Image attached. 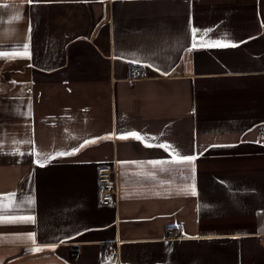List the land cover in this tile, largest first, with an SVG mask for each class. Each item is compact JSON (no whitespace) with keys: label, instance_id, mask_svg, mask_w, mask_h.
I'll return each mask as SVG.
<instances>
[{"label":"crops","instance_id":"1","mask_svg":"<svg viewBox=\"0 0 264 264\" xmlns=\"http://www.w3.org/2000/svg\"><path fill=\"white\" fill-rule=\"evenodd\" d=\"M0 53L3 219L34 217L0 264H264V0H0Z\"/></svg>","mask_w":264,"mask_h":264},{"label":"snow or ice","instance_id":"2","mask_svg":"<svg viewBox=\"0 0 264 264\" xmlns=\"http://www.w3.org/2000/svg\"><path fill=\"white\" fill-rule=\"evenodd\" d=\"M29 2L31 3L32 0H29ZM17 18H19V17H17ZM199 31H200L199 29H195V28H193L191 30V32H192V43H191V47L188 49V51H191V50H193V49H195L197 47H228V46H235V45H230V44H223L220 41H198L196 39V35H197V33H199ZM207 31H210V30H207ZM23 48L25 49V53L24 54H27L28 45L25 44L23 46ZM0 55H5V54L4 53H0ZM165 74H167V73H165ZM128 136H131V137H133V138H135L137 140H141V141L144 140V137H141L135 131L129 132L126 135L120 136L118 138L127 139ZM96 139H104V138H96ZM153 139H155V138H153ZM89 143H95V140L85 141V145L89 144ZM83 146L84 145H81V147H83ZM145 146L151 147L152 145L146 144ZM158 146L163 148L165 151H170V153L174 157H178L179 159H177L175 161V162H178V163L179 162L191 163L197 158L196 155H187V156L180 157V154L178 152H176V150L171 145L162 144V145H158ZM76 151H79V149H74L73 153L76 152ZM14 154H16V153H14ZM70 154H72V153H59L58 155H70ZM37 156H39V154H37ZM53 158H55V157L51 156V154L48 155V159H53ZM34 163H36L38 166H41V167L44 166V161L40 160V159H36L34 161ZM149 163L156 164V163H163V161H150ZM193 194L195 195L194 188H193ZM15 195H16L15 193H8V194L0 195V223H4V222H9V223H16V222L30 223V222H34V217H31V216L25 217V218H23L20 221H17L15 219L14 220H10V221H5L3 219V217H4V212L2 211L3 202L5 200H12L15 197ZM29 203H31V202H29ZM18 235H23L27 239L33 240V242H35V240H34L35 234L34 233H25V234H18ZM40 250H42V249H40V248L30 249V251H40Z\"/></svg>","mask_w":264,"mask_h":264},{"label":"built area","instance_id":"3","mask_svg":"<svg viewBox=\"0 0 264 264\" xmlns=\"http://www.w3.org/2000/svg\"><path fill=\"white\" fill-rule=\"evenodd\" d=\"M132 75L137 78L149 77V71L145 68L132 67ZM260 137H264V129L260 132ZM116 168L113 165L104 164L98 167L97 180L99 187V201L102 204L114 203L117 199V187L115 182ZM107 256L113 259L117 254L115 243H109L106 247Z\"/></svg>","mask_w":264,"mask_h":264}]
</instances>
